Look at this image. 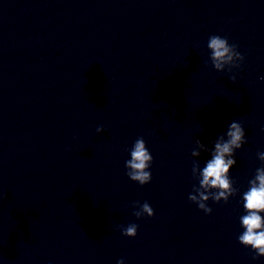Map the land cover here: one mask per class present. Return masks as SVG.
Listing matches in <instances>:
<instances>
[{"label": "water", "instance_id": "1", "mask_svg": "<svg viewBox=\"0 0 264 264\" xmlns=\"http://www.w3.org/2000/svg\"><path fill=\"white\" fill-rule=\"evenodd\" d=\"M210 35L238 68L205 63ZM232 121L239 191L205 214L188 195L210 156L190 153ZM262 128L264 0H0V264H264L237 238ZM138 137L144 185L125 168Z\"/></svg>", "mask_w": 264, "mask_h": 264}, {"label": "clouds", "instance_id": "2", "mask_svg": "<svg viewBox=\"0 0 264 264\" xmlns=\"http://www.w3.org/2000/svg\"><path fill=\"white\" fill-rule=\"evenodd\" d=\"M207 48L210 50V54L205 63L210 61L211 66L218 72H231L232 68H238L239 62L244 60V56L237 51V45L230 44L227 37L210 35ZM230 79L234 81L235 75ZM102 130V125L96 129L97 133ZM261 130L264 131V128ZM245 142V131L238 121L228 124L226 131L212 141L211 149L199 139L195 140V145L200 151L193 148L190 155L200 156L201 152H207L210 158L205 161L202 168L199 163L192 167V176L198 180L199 186L193 185L188 200L195 203L205 214L212 211L206 201L209 199L214 202L223 200L227 203L229 197L235 196L239 191L238 188L233 187L234 182L229 178L228 173L230 168L236 164L234 151L241 148ZM128 151L130 159L125 161L126 175L140 185L150 182L152 177L148 169L153 157L146 147L143 137H138ZM257 158L262 162V166L256 168L254 178L248 182V190L242 193L243 208L246 214L239 218L244 231L237 237L242 245L250 246L255 252L253 259L264 256V216L261 215L264 212V152H257ZM133 203L139 206V210L133 212L137 218L145 214L149 217L154 215V210L147 201L143 204H139L138 201ZM117 227L121 229L122 235L132 237L136 235L138 225L130 223L126 227L121 225H117ZM117 264H124L123 259L118 260Z\"/></svg>", "mask_w": 264, "mask_h": 264}]
</instances>
